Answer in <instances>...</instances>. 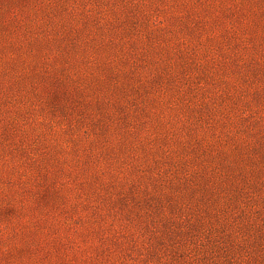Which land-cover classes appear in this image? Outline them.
Returning <instances> with one entry per match:
<instances>
[{
	"label": "rangeland",
	"instance_id": "obj_1",
	"mask_svg": "<svg viewBox=\"0 0 264 264\" xmlns=\"http://www.w3.org/2000/svg\"><path fill=\"white\" fill-rule=\"evenodd\" d=\"M0 264H264V0H0Z\"/></svg>",
	"mask_w": 264,
	"mask_h": 264
}]
</instances>
